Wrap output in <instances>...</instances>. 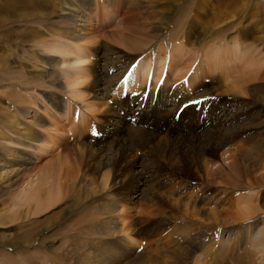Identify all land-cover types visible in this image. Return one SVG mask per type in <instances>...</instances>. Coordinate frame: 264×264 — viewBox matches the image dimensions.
I'll list each match as a JSON object with an SVG mask.
<instances>
[{
    "label": "bare ground",
    "instance_id": "bare-ground-1",
    "mask_svg": "<svg viewBox=\"0 0 264 264\" xmlns=\"http://www.w3.org/2000/svg\"><path fill=\"white\" fill-rule=\"evenodd\" d=\"M106 1L104 6L106 19L112 14L110 7L113 3L116 7L122 6L127 10L123 18L121 17L118 21L116 18L110 22L101 21L102 17H98L97 9L104 2L98 0H0V79L4 77L5 70L17 74L15 76L19 78V69L10 66L9 60L13 56H18L21 43L30 42L31 46L33 43L32 48L26 50L25 55L22 53L20 56H24L29 62L36 60L37 63L42 61L43 58L40 56L42 55L47 58L46 66L54 63L53 69L39 68L36 75L44 79L45 95L59 98V101L52 98L53 105L61 106L66 114L70 111H77L76 113L80 114H76V117L79 118L78 129L80 131L81 125L85 126L88 121L82 115L83 109L92 110L93 105L87 102H84V105L83 103L70 105L71 97L69 95L66 100L65 98L62 100L59 95L46 92L53 84H58L60 87L65 84L68 88L65 92L80 99L83 97L80 96L83 92L80 87L84 83L83 77L88 74L87 70L90 68L85 67L88 58L84 46L79 42L87 35L88 22L94 18L98 17L103 26L106 23L113 26V30L105 36L124 47L126 51L135 54L133 58L140 59L137 65L129 70H124H128L126 75L129 73V76L126 81L129 85L145 86L155 82L154 86H158L161 81L165 86V84L174 81L177 85L185 86L184 83L187 80L191 83L194 75H201L200 78H204L209 73L216 74L217 70L213 67L215 64H222V75L217 73V78L223 83L225 82L226 88L231 92L238 93L241 97L248 94V97L243 101L238 98L240 100L237 102L239 107L238 104L234 105L235 103L223 107V113L219 114L215 120L217 123L214 125L215 131L204 135V143H201L203 138L201 139L198 134L191 136L194 133L193 129L186 132L187 136H172L170 134L172 128L164 126L166 124L161 120V124L153 125V131L141 132L142 130H139L129 135L127 126L133 123L130 120L133 114H128L122 118L120 129L116 130L119 132L118 135L110 136L106 140V143L110 141L107 143L109 148H100L99 152L107 158L111 165L117 166L124 160L125 163H128L129 153L138 152L144 148L147 154L153 155L167 147L177 152L182 161L181 166L185 170L192 164L196 169H203L208 177L219 175L221 183L226 184L229 181L231 183L232 180H244L252 185L260 178L262 180L260 182L264 183L263 173L260 176L257 174V177L253 176L256 172V165L264 162V135L263 138L242 137V134L248 131L249 126L254 124H249V122L254 121L262 113L258 102L252 98L255 94L252 89L260 86V75L264 74V0H257L250 11L246 8L248 0H240V4H238V0H194V6L191 8L194 17L189 26L186 24L184 29L182 23L177 26L178 29L170 28L169 24L170 18L177 12L182 0ZM121 12L120 9L116 10V17L122 15L123 12L120 14ZM235 19L240 22L238 27L227 36L225 35V41L217 42L219 33H224L227 28L233 27ZM246 19L251 20L244 23ZM128 22H130V26H127ZM38 26H45L41 29L42 32L36 29ZM179 28L182 32L179 31ZM46 33L47 35H45ZM23 34H32L33 36L24 39ZM214 43L216 44L213 46ZM229 63L234 66L232 72L226 68ZM113 68L115 66L109 65L105 70H101L104 82L110 80L108 75ZM229 76L233 77L232 82L229 81L231 77L227 78ZM150 78L152 79L150 80ZM15 83L16 85L10 92L0 93V205H2L0 213L8 212L12 208L16 211L20 208L23 210L27 208L30 217L36 216L45 210V203H42V199L43 201L44 198L61 200L70 196L66 195L68 191L72 193L73 190H78L86 198L78 204H74L76 206L74 217L77 218H74L72 223L70 222L71 231L63 241H68L66 245H72V249L62 253L63 257H59V253L56 254L54 251L55 258H52L59 259L57 261L59 264H116L118 261L123 263L125 258L131 256V242L137 247L140 243L136 236H132L135 239L132 238L129 242L125 238L130 230H135L133 226L137 223L128 224L120 219L127 210L126 208L120 209L122 204L112 195L110 186H97L98 188L92 191L90 184L78 180V177L73 174L74 171H70L72 176L68 173L64 178L59 180L55 178L49 182V185L44 186V170L27 173L29 169L24 158L26 148H32L31 144H35L36 147L39 146L44 150H47V147L55 150L63 142L65 143L64 138L66 137L60 129H57L56 120H54L55 123L53 122L55 130L48 131L45 128L46 119L51 114L50 107L47 104L42 105L43 108L40 107L41 98L22 90L20 87L22 82ZM177 85L175 84V86ZM169 94L171 92L167 95ZM229 111L232 114V122L225 128L224 124L229 123L227 117ZM154 113L152 109L145 112L140 110L134 116H140L139 125L147 130L152 126L150 123ZM173 114L175 112H172L171 115ZM251 114H253L251 119L245 121L244 119ZM129 116L131 117L128 119ZM76 126L77 124L72 131L78 130H76ZM217 127H223V129L216 130ZM163 130L168 132H166L165 140L160 136ZM37 143H39L38 146ZM137 147H140L138 151H136ZM218 149H222L220 155H224V158H221V163L213 171L212 167L209 168V163L212 161L211 156L218 155ZM225 160L226 162H224ZM224 165H227L228 168ZM135 171L139 178L150 172L151 179L154 181L151 190L156 189L155 183L157 182L155 181L161 176L157 177L149 166L144 168L141 164ZM37 172L38 175H36ZM228 174L231 175L228 177ZM165 176L169 180L168 184L170 182L175 187L173 174L167 173ZM250 177L254 179V182L250 181ZM174 187L169 188L171 194H173ZM105 188H109L107 193L104 191ZM1 192H11L16 199L4 197ZM87 195L92 196L88 197ZM221 196L223 197V195ZM247 196L240 197L248 199ZM244 201L245 207L248 209L246 211L251 214L255 210V205L250 203L249 199ZM244 214L247 215V213ZM166 222H168L167 219L161 217V219L150 221V226L146 225L139 230L141 234L147 230L155 231V228L161 227ZM263 233L264 229H260L257 235L258 241L256 240L254 244L260 247V251H264ZM12 234L13 232H9L5 235ZM176 235L179 236L176 238L180 240L190 238V235L183 231ZM141 245L142 242L139 246ZM82 246L86 250L81 252V256L80 247ZM142 246H144V251L135 258L137 262L123 264H148V262L150 264L152 259H148V254H150L152 245L146 243ZM111 249H114L113 256H111ZM154 251H158V247ZM169 251L167 252L170 253ZM125 253L128 255L126 256ZM171 254L166 255L168 259L165 260V264L182 262L181 252L176 246ZM157 255L159 254L157 253ZM253 263L255 264V262ZM236 264L251 263L243 262L240 259Z\"/></svg>",
    "mask_w": 264,
    "mask_h": 264
},
{
    "label": "rangeland",
    "instance_id": "rangeland-1",
    "mask_svg": "<svg viewBox=\"0 0 264 264\" xmlns=\"http://www.w3.org/2000/svg\"><path fill=\"white\" fill-rule=\"evenodd\" d=\"M98 1L104 2L97 9L98 17H102L101 21L110 22L116 19L118 21L121 17L123 18L127 11L122 6L116 7L115 3H113L110 7L112 14L106 19L104 6L107 1ZM239 1L238 4H240ZM256 2L257 0H248L246 2L247 10L250 11ZM194 3V0H182L177 12L169 20L170 28H177L181 23L183 29L186 24L189 26L191 19L194 17L193 10L191 11ZM119 9L123 14L121 12L120 14L122 15L116 17V10ZM98 17L88 22L86 38L84 37L79 42L84 46L88 58L85 67L87 69L90 68L87 70L88 74L83 77L84 83L80 87L83 90L80 96L83 97L80 99L65 92L68 89L65 84H62L61 87L58 84L50 85L51 87L46 92L59 95L62 100L63 98L66 100L69 95L71 97L70 105H76V103H83L84 105V102L93 105L92 110L83 109L82 115L88 121L85 126L81 125L80 131L78 129L79 118L76 117V114H80L76 113L77 111H70L66 114L61 106L53 105L51 103L53 101L52 98L55 101H59V98L46 96L43 86L44 79L36 75L39 68L53 69L54 63L46 66L45 61L47 58L42 55H40L43 58L42 61L37 63L36 60L35 62H29L24 56H20L22 53L25 55L26 50L32 48L33 43L32 46L30 42L21 43L18 53L19 57L13 56L9 60L10 66L19 69V78L15 76L17 74L5 70L4 77L0 79V93L10 92L16 85L15 82H22L20 85L22 90L27 93L30 92L32 96L41 98L42 102L38 100L39 106L43 108L47 104L52 114L48 115L45 128L48 131L55 130L54 128L56 127L53 126V122L56 120L57 129H60L66 137L64 138L65 143L63 142L55 150L49 147L44 150L38 146L39 143H37L38 147L35 144H31L32 148H26L27 151L24 158L29 169L27 173L44 170V186L49 185V182H52L55 178H58V180L64 178L70 171H74L73 174L78 177V180L89 183L92 191H95L98 188L97 186H110L112 195L122 204L120 209L126 208L127 210L126 214H123L120 219L128 224L137 223L133 226L135 230H130L126 234L125 238H127V241L129 242L132 238L135 239L132 236H136L138 241L142 242V245L151 243L152 247L150 248V254H148V259H152L150 264H165V260L168 259L166 255L171 254L175 246L181 252L182 262H173V264H236L240 259L251 264L253 262L255 264H264V251H260V247L254 245L259 230L264 229V183L260 182L261 178L258 180L259 182L257 180L254 182V179L250 177V181L254 182L252 185L244 180H232L231 183L229 181L227 184L221 183L219 175L208 177L203 169H196L192 164L185 170L181 166L182 161L177 152L167 147L153 155L147 154L144 148L138 151L140 147H137L136 151L138 152L129 153L128 163H125L126 161L124 160L121 161L122 164H117V166L111 165L107 158L99 152L100 148H109L107 143L110 141L106 143V140L110 136L118 135L119 132L116 130L117 128L120 129L122 118L128 114H133L134 116L136 114L135 111L139 110V108L132 107L133 99L126 98L129 95L134 97L137 105H141L140 107L146 105L141 111L145 112L148 109H152L155 112L153 120L151 123L149 122L152 126L146 130L139 123H130L127 126L129 135L139 130H142L141 132L153 131V125L156 123L157 125L161 124V120V122L166 124L164 126L172 128L170 132L172 136H187L186 132L193 129L194 133L191 136L198 134L201 139L203 138L201 140L202 143L205 140L204 135L215 131L214 125L217 124L215 120L219 114L223 113V107L231 106L233 105L232 103H235L234 105L238 104L239 107L237 102L240 100L238 98H241V101L246 100L248 94L241 97L238 93L231 92L226 88L225 82L223 83L217 78L218 74L222 75V64H215V67H213L218 74L209 73L204 78H200L201 75H194L191 83L188 80L186 83L183 82L185 86L177 85L173 80V82L165 84V86L161 81H159L158 86H154L155 82L152 83L150 81L152 78L149 80L151 83L145 86L127 84L125 78H128L129 73L126 75V71L137 65L140 59L133 58L135 54L128 50L126 51L124 47L105 36L109 31L113 30V26L108 23L103 26L100 24ZM249 20L251 19H246L244 23ZM239 24V20L235 19L233 27L227 28L224 33H219L216 39L217 42L225 41V35L227 36ZM127 26H130V22L127 23ZM44 27L38 26L36 29L42 32L41 29ZM179 31L182 32L181 28H179ZM31 36L33 35L23 34L22 37L29 39ZM109 65L115 66V68L110 70L108 75L110 80L104 82L101 70H105ZM226 68L231 72L234 70V66L231 63ZM125 69L128 70L124 71ZM230 77L231 80L229 81L232 82V76L227 78ZM47 85L49 86L48 83ZM252 90L255 92L252 98L258 102L262 113L254 121L249 122V124H254L249 126L248 131L243 133L242 137L254 136L263 138L264 74L260 75V86ZM169 92L171 94L167 95ZM123 95H126V97ZM191 101H200V103H192ZM122 112H125L126 115H123ZM172 112H175V114L171 115ZM253 114L247 116L244 120L251 119ZM178 116L179 118L177 119ZM227 117L229 123L224 124L223 127L225 128L230 126V122H232L231 111H229ZM166 118L170 119L165 120ZM76 124V130H78L74 132L72 130ZM223 127H217L216 130L223 129ZM166 132L167 130L161 131L160 136L163 140L167 136ZM103 134L105 135L103 136ZM234 146L235 144L233 148ZM221 150L218 149V155L211 156L212 161L209 163V168L212 167L213 171L221 163V158H224V155H220ZM152 160L154 161L153 163ZM140 164L144 168L149 166L157 177L161 176L155 181L157 182L155 183V190H151V185L154 181L151 179L150 172L145 173L140 178L136 175L135 170L140 167ZM224 166L228 168L227 165ZM255 168L254 177L257 174V176H260L261 173L264 174V162L258 163ZM167 173L173 174L175 187L170 182L168 184L167 181L169 180L165 176ZM38 174L37 172L36 175ZM229 175L231 174H228V177ZM172 187H174L173 194L169 192V188L171 189ZM108 189L105 188V193H107ZM81 194L82 192L73 190L72 193L70 191L66 193V195L70 196L61 200L44 198L42 203H45V210L36 216L30 217V214L27 213V208H24V210L20 208L18 211L12 208L8 212L3 211L2 214L0 213V264H59L57 262L59 259H53L55 258L54 251L56 254L59 253V257H63L62 253L72 249V245H66L68 241H63L66 239L65 236L71 231L72 226L70 224L73 219L77 218L74 217L76 213L74 204H78L86 198L85 195ZM1 195L15 198V195L11 192H1ZM87 196L90 197L92 195ZM240 196H247L249 202L255 205V210L251 214L246 211L248 209L244 204V200L247 201L248 199ZM177 205L179 206L177 207ZM8 208L10 207L8 206ZM242 212L247 213V215L245 216ZM161 217L167 219L168 222L159 228H155V231L147 230L141 234L139 228H144L146 225L150 226V221L161 219ZM177 224L178 226H176ZM180 226L181 228H179ZM179 230L190 235V238L181 240L176 238L179 237L176 235V233L180 232ZM9 232H13V234L5 235ZM131 243V256L125 258L123 263L137 262L135 258L144 251V246H139L140 243L138 247L133 242ZM84 246L80 247V253L86 250ZM156 247H158L159 252L154 251ZM168 250H170V253L167 252ZM113 254L114 249H111V256ZM125 254L126 256L128 255L127 253ZM80 255L82 256V253ZM123 263L118 261L116 264Z\"/></svg>",
    "mask_w": 264,
    "mask_h": 264
},
{
    "label": "snow or ice",
    "instance_id": "snow-or-ice-1",
    "mask_svg": "<svg viewBox=\"0 0 264 264\" xmlns=\"http://www.w3.org/2000/svg\"><path fill=\"white\" fill-rule=\"evenodd\" d=\"M127 79V77L125 78ZM123 82V81H122ZM192 103H200V101H191Z\"/></svg>",
    "mask_w": 264,
    "mask_h": 264
}]
</instances>
